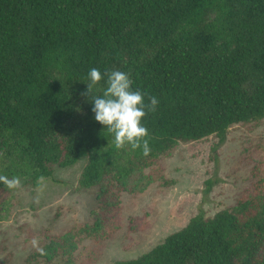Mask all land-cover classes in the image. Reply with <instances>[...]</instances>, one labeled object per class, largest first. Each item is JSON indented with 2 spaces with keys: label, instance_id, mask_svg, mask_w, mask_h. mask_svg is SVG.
Instances as JSON below:
<instances>
[{
  "label": "trees",
  "instance_id": "obj_1",
  "mask_svg": "<svg viewBox=\"0 0 264 264\" xmlns=\"http://www.w3.org/2000/svg\"><path fill=\"white\" fill-rule=\"evenodd\" d=\"M97 68L130 75L133 90L158 100L142 120L151 152L117 149L95 120L87 90ZM264 120V0H0V175L37 185L55 167L87 157L80 188H98L92 224L56 236L39 232L47 255L25 264H77L76 246L91 239L98 252L124 228L107 212L120 193H143L146 172L178 143ZM8 188L0 183V196ZM101 211H104V213ZM0 206V221L7 218ZM34 233L28 232L29 239ZM60 240V241H59ZM117 264H264V192L212 216L200 212L148 253Z\"/></svg>",
  "mask_w": 264,
  "mask_h": 264
},
{
  "label": "rangeland",
  "instance_id": "obj_2",
  "mask_svg": "<svg viewBox=\"0 0 264 264\" xmlns=\"http://www.w3.org/2000/svg\"><path fill=\"white\" fill-rule=\"evenodd\" d=\"M87 163L84 157L73 165L55 167L53 175L45 178L42 193L37 192L38 185L19 177L21 187L8 188L0 196V206L8 213L0 221V264H25L36 251L32 239L38 238L40 246L45 244L41 231L48 229L49 234L61 236L94 222L98 188H80ZM146 172L162 174L170 185L164 187L158 179L143 193L121 192V208L108 211L107 219L111 225H127L136 217L137 227L145 223L149 227L131 232L125 226L103 243L100 252L91 239L84 240L76 246L77 264L135 259L184 227L192 216L200 212L212 216L233 207L244 195L264 192V120L257 126L235 125L223 140L212 135L178 143ZM29 231L34 233L32 239Z\"/></svg>",
  "mask_w": 264,
  "mask_h": 264
},
{
  "label": "clouds",
  "instance_id": "obj_3",
  "mask_svg": "<svg viewBox=\"0 0 264 264\" xmlns=\"http://www.w3.org/2000/svg\"><path fill=\"white\" fill-rule=\"evenodd\" d=\"M88 77L90 82L87 83V90L81 93L87 97L93 96L94 87L107 77V87L102 96H93L92 111L95 113V120L114 136L115 147L122 149L127 144L132 150L142 149L143 155L148 156L151 152L149 133L142 120L148 113L156 111L158 100L151 96L146 103V93L139 89L133 90V81L126 72L115 70L102 74L99 69L92 68ZM44 180L43 176L37 178L38 193L43 192ZM0 183L9 189L21 187L19 177L0 175ZM31 244L40 255H47L45 249L40 247L38 238H33Z\"/></svg>",
  "mask_w": 264,
  "mask_h": 264
}]
</instances>
